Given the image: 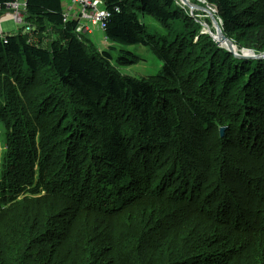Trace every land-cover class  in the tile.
I'll return each instance as SVG.
<instances>
[{"label":"trees","instance_id":"obj_1","mask_svg":"<svg viewBox=\"0 0 264 264\" xmlns=\"http://www.w3.org/2000/svg\"><path fill=\"white\" fill-rule=\"evenodd\" d=\"M103 1L107 39L151 48L161 72L124 74L136 54L116 64L79 38L64 0H25L36 42L0 37V264H228L264 246V60L205 40L177 0ZM205 1L264 52V0ZM144 17L175 26L171 40ZM221 226L243 242L226 246Z\"/></svg>","mask_w":264,"mask_h":264},{"label":"rangeland","instance_id":"obj_2","mask_svg":"<svg viewBox=\"0 0 264 264\" xmlns=\"http://www.w3.org/2000/svg\"><path fill=\"white\" fill-rule=\"evenodd\" d=\"M177 5H181L186 7L188 10L189 14L194 17L199 25V31L198 34L204 37L205 40H208L210 42H216L217 37H218V27L215 24V20L219 24L220 27H222V21L218 16L217 10L212 7L211 5L208 4L205 0H187L188 4L185 3L184 0H177ZM24 19L27 22L25 15ZM143 22L146 24L147 31L155 35L156 37H162L167 40H171V37L173 36V33H175V29H177L175 26L171 27H165L163 26L158 20H156L153 17H144ZM28 23V22H27ZM30 25V23H29ZM23 24L16 23L12 19H7L2 23V28L5 33L8 32H15L17 31L20 27H22ZM91 29L93 30L92 34H88V37L92 39V41L99 47V50H106L108 51L112 56H113V63H116V59L121 53H123L122 50L125 51H133L134 54L137 56V62L133 65L130 66H118L124 74H128L134 77H148L150 75L158 74L162 70V62L155 56L153 53L152 49L149 47H144L141 45L137 46H132V47H123L118 44H115L108 40L105 36V32L103 29H101L97 25H90ZM24 31H26V27H22ZM180 28V27H179ZM29 32V31H28ZM197 34V36H198ZM31 36V40L36 42V36ZM91 36V37H90ZM195 36L194 42L198 41V37ZM216 39V40H215ZM113 43V44H112ZM111 45H115L112 47ZM236 48L239 51L242 50H252L250 48H246L244 46H241L235 42ZM226 45L224 44V47ZM226 48V47H225ZM254 51V50H253ZM255 52V51H254ZM256 54H261L257 53ZM264 60V59H262ZM117 64V63H116ZM5 76V75H2ZM12 76V75H11ZM13 83V82H12ZM13 85L16 87L19 96L24 97L25 94L21 90L20 86H18V83L16 82V85L13 83ZM9 84H6V82L0 83V100L1 102L5 103L4 106L8 104L7 98L3 96V92L7 89ZM0 119V181H2V174L4 170V164L6 162V152H7V127ZM221 128H225L224 134L226 133V127L221 126L220 127V133H221ZM222 135V134H221ZM246 148H248V145H246ZM258 151V150H257ZM173 161L171 160L170 163ZM0 191L2 189L0 188ZM6 195H9V197L4 196V198H11L12 195H10L9 191H6ZM22 194L21 196H23ZM224 231L228 233L224 239L226 246L231 247L235 243H240L243 242L241 239V234L238 232H234L229 228L226 227H220L219 233H221V236L223 238V233ZM242 235H245L242 233ZM252 247L249 248H244V252H234V258L230 260L228 264H264V246H259L258 248L251 249Z\"/></svg>","mask_w":264,"mask_h":264},{"label":"built area","instance_id":"obj_3","mask_svg":"<svg viewBox=\"0 0 264 264\" xmlns=\"http://www.w3.org/2000/svg\"><path fill=\"white\" fill-rule=\"evenodd\" d=\"M69 7L64 8V20H76L77 26L75 29L76 34L81 38L90 32V25H97L101 29L106 28V19L109 12L104 6L103 0H68ZM26 8V3L20 4L18 0L8 2V6L15 12L12 17L16 21L21 20L19 12L20 6ZM75 6L79 9L76 11ZM5 32L0 25V37H4Z\"/></svg>","mask_w":264,"mask_h":264},{"label":"water","instance_id":"obj_4","mask_svg":"<svg viewBox=\"0 0 264 264\" xmlns=\"http://www.w3.org/2000/svg\"><path fill=\"white\" fill-rule=\"evenodd\" d=\"M184 1L187 5H189L187 0H184ZM215 24L218 27V37H217V40L215 39L218 45L224 46L225 44L226 45L225 47L239 59H264V53L256 54L253 50L239 51L236 48V45L233 42V40H231L224 34L222 27L219 26L216 20H215ZM224 131H225V128H221L222 135H224Z\"/></svg>","mask_w":264,"mask_h":264},{"label":"bare ground","instance_id":"obj_5","mask_svg":"<svg viewBox=\"0 0 264 264\" xmlns=\"http://www.w3.org/2000/svg\"><path fill=\"white\" fill-rule=\"evenodd\" d=\"M13 1H15V0H13ZM19 2H20V4H23V3H26L25 2V0H18ZM22 8H23V6L21 5L20 6V10H19V12H20V14H21V20L20 21H16L13 17H12V15L15 13L9 6H8V3H7V13L6 14H4L1 18H0V25H1V22H3L4 20H7V19H12V20H14L16 23H20V24H23V26L22 27H26V31H24L23 30V33H29V34H32V31H34L35 29H36V26L35 25H33V24H30L29 25V23H27L26 21H25V19H24V13L22 12ZM0 9H1V6H0ZM22 27H20V28H22ZM19 28V29H20ZM29 31V32H28ZM3 38H6V35H4V37ZM224 47V46H223Z\"/></svg>","mask_w":264,"mask_h":264},{"label":"crops","instance_id":"obj_6","mask_svg":"<svg viewBox=\"0 0 264 264\" xmlns=\"http://www.w3.org/2000/svg\"><path fill=\"white\" fill-rule=\"evenodd\" d=\"M64 2L66 3V7H69L70 6V3H69V1L68 0H64ZM79 8L77 7V6H75V10L77 11ZM8 11H6L5 12V14L7 13ZM5 21V20H4ZM3 21V22H4ZM3 22H1V27H2V23ZM19 31V29L17 30V31H15V32H12V33H16V32H18ZM92 32H93V30L91 29V27H90V32H87V34H86V38H88L90 41H92V39L91 38H89L88 37V34H92ZM105 32V31H104ZM8 33H11V32H8ZM8 33H5V35H7ZM106 36V35H105ZM91 37V36H90ZM107 38V37H106ZM93 42V41H92ZM93 44L97 47V45L93 42ZM113 44V43H112ZM112 46H115V45H112ZM98 49H100L99 47H97ZM105 50V49H104Z\"/></svg>","mask_w":264,"mask_h":264},{"label":"clouds","instance_id":"obj_7","mask_svg":"<svg viewBox=\"0 0 264 264\" xmlns=\"http://www.w3.org/2000/svg\"><path fill=\"white\" fill-rule=\"evenodd\" d=\"M79 37V36H78ZM83 37H86V35H83ZM80 38V37H79ZM82 38V37H81Z\"/></svg>","mask_w":264,"mask_h":264}]
</instances>
